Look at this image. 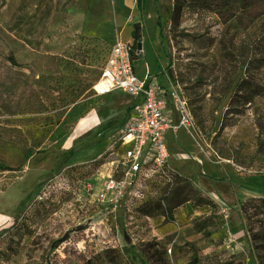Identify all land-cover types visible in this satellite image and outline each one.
Masks as SVG:
<instances>
[{
	"label": "rangeland",
	"instance_id": "obj_1",
	"mask_svg": "<svg viewBox=\"0 0 264 264\" xmlns=\"http://www.w3.org/2000/svg\"><path fill=\"white\" fill-rule=\"evenodd\" d=\"M107 1L105 18L92 16L82 32L89 0H0V164L13 168L0 170V264H150L149 244L167 264H187L190 244L205 264H244L246 254L233 253L241 203L217 196L214 179L264 175V96L253 93L264 86V0H159L163 43L155 0L144 18L138 0ZM137 25L139 77L147 67L159 73L151 47L163 71L172 62L196 122L192 133L179 130L186 140L171 145L172 159L185 162L184 149L205 157L199 185L189 173L198 166L179 173L214 203L190 200L172 222L143 211L159 201L168 208L174 196L158 176L124 187L116 206L98 197L109 176H124L122 156L107 147L133 98L98 96L93 86L115 38L134 42ZM257 185L264 189V178Z\"/></svg>",
	"mask_w": 264,
	"mask_h": 264
},
{
	"label": "built area",
	"instance_id": "obj_2",
	"mask_svg": "<svg viewBox=\"0 0 264 264\" xmlns=\"http://www.w3.org/2000/svg\"><path fill=\"white\" fill-rule=\"evenodd\" d=\"M141 52L138 50L137 54ZM93 90L98 96L122 91L134 99L125 124L108 146L112 155L122 156L124 176L120 180L109 176L98 194L99 200L116 206L124 195L122 189L140 177L148 179L161 173L171 181L167 175L168 133L179 129L192 133L196 129L187 93L181 85L169 82L168 87H160L155 75L139 77L133 42L117 36L98 65Z\"/></svg>",
	"mask_w": 264,
	"mask_h": 264
},
{
	"label": "trees",
	"instance_id": "obj_3",
	"mask_svg": "<svg viewBox=\"0 0 264 264\" xmlns=\"http://www.w3.org/2000/svg\"><path fill=\"white\" fill-rule=\"evenodd\" d=\"M157 12H158V19H157V25L160 30V36H161V43L164 42V39L162 38V33L163 29L161 26V9L162 6L159 3V0H155ZM138 9L144 18L145 15V10H146V0H138ZM131 35L134 39L133 42V55L134 58L136 59L137 63L141 58V54H137L139 50V43L142 40V35H141V27L140 25H137L136 28L131 32ZM153 50H154V45H151ZM207 46H204L206 48ZM156 59L159 64V73L155 74V76H160L158 82L160 87H168L169 84H165L162 80L161 77H163V74H165L168 77L169 82L173 83H178V80L176 79V69L173 68L172 62L169 63L168 67L163 71L162 66L160 64V59L159 56L156 55ZM138 65V64H137ZM255 91L253 92L254 94L257 95H262L264 96V86L262 88H254ZM131 110V108H129ZM187 152V150H186ZM188 153V152H187ZM34 155L33 151L30 150L27 155L26 159H30ZM0 170L1 171H11L13 168L11 166L5 165V164H0ZM167 175L170 176L171 181H169L165 176L161 173H157L156 176L160 177L161 180L165 181L168 187H176L174 189V195L171 198V201L169 203L168 208H164L163 204L161 201L156 202L153 206H145L143 208V211L146 215L153 214L154 212H163L164 215H167L166 220L167 222H172L173 221V216L172 212L173 209L183 205L184 203L190 201V200H196L200 205H214L213 202H210V200H205L201 194H199L198 190L194 188V186L191 185V180L189 176L180 174L178 171L170 168H167ZM219 181H230L233 185L242 187L239 184H237L234 180L230 179L229 177L221 178V179H216ZM260 195L264 196L263 192H257ZM240 211L241 214L244 215V219H242V225L245 230V234L247 238L250 240L253 235L259 236V242L254 241L251 242L250 246V252L249 255L253 260L254 264H264V198H251L245 202H242L240 204ZM84 229V228H80ZM69 240V235L67 234L66 236L58 239L53 245L54 248H58L61 246L62 243L66 242ZM190 249L192 251L190 260L187 264H205L201 260V255L196 248L194 244H190ZM114 252L117 253V258L121 259L122 255L120 252H117L114 250ZM145 253L148 262L150 264H167V260L162 252L158 248L156 244H149L145 248ZM110 257L109 254H107V257ZM126 264V263H122ZM230 264V263H227Z\"/></svg>",
	"mask_w": 264,
	"mask_h": 264
},
{
	"label": "crops",
	"instance_id": "obj_4",
	"mask_svg": "<svg viewBox=\"0 0 264 264\" xmlns=\"http://www.w3.org/2000/svg\"><path fill=\"white\" fill-rule=\"evenodd\" d=\"M106 9H111V7L108 4L107 0H97V3L91 4V0H89V2L86 4V9H84L83 11V17L82 19L84 20V22L82 23L83 26H79V21L77 23V29H80L79 31L82 32H86L85 28L86 26L84 25L85 23L89 22L90 20H92L91 18H94L92 16H98L99 18L96 19H102L105 18L104 14H105V10ZM104 13V14H103ZM91 15V16H90ZM130 40V39H127ZM132 41V40H130ZM143 43V42H142ZM145 49L144 45H143V50ZM149 51H151L153 57H154V61H155V65H156V69H159V64L158 61L151 49V47L147 48ZM142 50V51H143ZM138 72V71H137ZM147 74H151L154 75L152 73H150L149 68L147 67V71L145 73L144 76H146ZM115 92V91H114ZM112 92V93H114ZM110 93V94H112ZM124 94H126L125 92H123ZM109 95V94H108ZM128 95V94H126ZM106 96V95H105ZM129 96V95H128ZM133 98V97H132ZM134 102H131L130 107L132 108V104ZM130 111V110H129ZM178 119V114L176 113V120ZM96 123V122H93ZM180 130V129H179ZM170 131L168 133V142H169V136H171V142H169V148H170V167L178 172H182L183 170L187 169L186 165L189 163H192L196 166H198V171L197 173H193L196 170L193 168V170L191 172V170H189L190 174L192 175V177L194 178V183L195 184H200V178L202 179H206L207 177H205L206 175V159L205 157H201V156H191L190 153L186 152V149H184L185 153L188 155H186L185 157V162H180L179 160L174 161L172 158H174L175 156H178V154L174 151L171 150V145L174 144V141L177 143V141L179 142L180 140H186L183 138V135H185L183 133V131ZM178 145V143H177ZM108 146H109V142H108ZM180 147H178L179 149ZM108 149V147H107ZM181 152H183V149L180 148L179 154H181ZM196 159V160H195ZM179 163H176V162ZM198 163H197V162ZM178 164V165H177ZM179 166V167H178ZM181 167V169H180ZM185 168V169H182ZM205 174L204 176L202 174ZM209 178V177H208ZM230 178V177H229ZM261 178H264V175H260V176H256V177H247V176H233L230 179L234 180L237 184H239L242 187H238L233 185L230 181H215L216 183V190H215V194L218 196L220 193L223 196H231V197H235L240 203L245 202L251 198H256V197H260L261 195L257 192H263L264 193V189H262L261 187H259L257 184L260 181ZM210 179V178H209ZM216 180V179H214ZM211 186H213V182L210 180ZM211 191V190H209ZM218 192V193H217ZM235 232H236V238H235V247H233V253H241L244 252L246 254L245 257V261L244 264H254L252 258L250 257L249 253H247L246 251L248 250V252H250V246H251V242L250 240L247 238L246 234H245V230L243 228L242 223H240L236 228H235Z\"/></svg>",
	"mask_w": 264,
	"mask_h": 264
},
{
	"label": "water",
	"instance_id": "obj_5",
	"mask_svg": "<svg viewBox=\"0 0 264 264\" xmlns=\"http://www.w3.org/2000/svg\"><path fill=\"white\" fill-rule=\"evenodd\" d=\"M139 50H140V51L143 50V43H142V41L139 43Z\"/></svg>",
	"mask_w": 264,
	"mask_h": 264
}]
</instances>
